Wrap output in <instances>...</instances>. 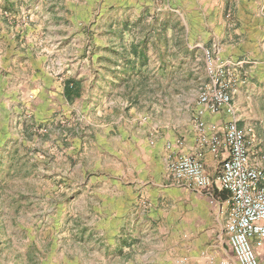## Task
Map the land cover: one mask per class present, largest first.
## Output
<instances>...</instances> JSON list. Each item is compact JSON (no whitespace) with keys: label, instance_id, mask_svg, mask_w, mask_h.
I'll list each match as a JSON object with an SVG mask.
<instances>
[{"label":"rangeland","instance_id":"1","mask_svg":"<svg viewBox=\"0 0 264 264\" xmlns=\"http://www.w3.org/2000/svg\"><path fill=\"white\" fill-rule=\"evenodd\" d=\"M123 1L0 0V264H236L214 194L160 187L149 154L195 124L208 52L230 68L264 178V80L245 75L254 56L220 51L219 16L233 32L239 0H212V25L190 27L176 2L139 12ZM146 168L153 179L125 187Z\"/></svg>","mask_w":264,"mask_h":264},{"label":"built area","instance_id":"2","mask_svg":"<svg viewBox=\"0 0 264 264\" xmlns=\"http://www.w3.org/2000/svg\"><path fill=\"white\" fill-rule=\"evenodd\" d=\"M208 57V81L200 89L195 105L194 121L199 131V148L191 153L174 151L168 155L166 176L169 183L207 195L225 191L227 213L224 233L236 264H261L257 248L264 244V178L249 158V141L239 127L235 109L227 90L225 78L228 65H213ZM225 111L231 116L223 135L205 133V113ZM217 152L223 148L226 156L221 160L214 177L204 165V149Z\"/></svg>","mask_w":264,"mask_h":264},{"label":"crops","instance_id":"3","mask_svg":"<svg viewBox=\"0 0 264 264\" xmlns=\"http://www.w3.org/2000/svg\"><path fill=\"white\" fill-rule=\"evenodd\" d=\"M154 1L156 0H124L126 5L131 7H138L137 10L140 12L148 11L152 12L154 10ZM160 6L157 9H166L169 6H174L175 2L178 7L177 11L181 13V17L186 22H189V27L192 26L191 20L198 19L199 21L203 20L202 23L205 26L207 22L212 25L213 18H216L217 6L215 7L212 0H157ZM218 1V0H216ZM231 2V0H229ZM139 2V3H138ZM162 6V7H161ZM194 13V16H189L186 13ZM201 15V16H200ZM236 29L233 32H236L237 35H233V32L226 28V20L219 16L220 28L222 30L223 36L220 42L226 43V46L221 47V52L224 55H228L230 58L242 57L243 59H250L252 66H250L245 71V75L250 78H254L253 81L264 80V0H239L236 8ZM190 20V21H189ZM207 26V25H206ZM227 31V33H226ZM202 35L207 37V31L202 30ZM233 36H238L237 41L232 40ZM228 38V39H227ZM235 42L234 44H231ZM229 43V44H228ZM248 71V72H247ZM257 83V82H256ZM260 85V83H258ZM262 89L264 90V83L262 84ZM242 86V85H241ZM243 89L246 88V92H249L252 89L257 88L254 84H245L242 86ZM259 89V88H258ZM252 109H244V114L251 115ZM205 121V133L208 136H219L223 135L224 128L226 123L231 119V116L225 111H220L216 114L205 113L203 117ZM244 128V127H242ZM198 129L193 123L188 127L187 132L182 135V141L177 142L175 136H170L165 133L162 137L161 146L158 151H152L149 154V159L153 158L151 155H159V159L162 161V171L160 173L158 185L160 187H172L175 189H182L183 187L175 186L168 184V179L166 176V163L168 160V155L174 151H181L191 153L196 151L199 148L198 145ZM226 156V152L223 148H220L217 152H212L210 150L204 149L203 152V161L207 173L214 177L219 169L221 160ZM153 169L146 168L136 170L131 169L132 180L126 188L131 187V191H134V188H138L141 180L148 179L151 180ZM164 183V184H163ZM187 189V188H185ZM140 190V189H139ZM191 190V189H189ZM127 191V190H126ZM194 191V190H192ZM197 192V191H195ZM138 193V192H137ZM200 194V192H197ZM133 195H136L133 193ZM207 195V194H205ZM210 196V195H209ZM214 199L217 202H220L224 212V219L226 220L227 205L226 198L228 193L225 191H214ZM258 259L261 264H264V244L260 245L257 248Z\"/></svg>","mask_w":264,"mask_h":264},{"label":"trees","instance_id":"4","mask_svg":"<svg viewBox=\"0 0 264 264\" xmlns=\"http://www.w3.org/2000/svg\"><path fill=\"white\" fill-rule=\"evenodd\" d=\"M69 82H70V81H68V82L65 83V90H66V92H68V93H69L70 88H71V85H70Z\"/></svg>","mask_w":264,"mask_h":264}]
</instances>
